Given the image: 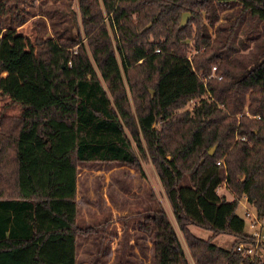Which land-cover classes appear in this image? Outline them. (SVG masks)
<instances>
[{"label":"trees","instance_id":"16d2710c","mask_svg":"<svg viewBox=\"0 0 264 264\" xmlns=\"http://www.w3.org/2000/svg\"><path fill=\"white\" fill-rule=\"evenodd\" d=\"M43 1L70 15L43 13L32 41L0 0V98L22 107L0 111V264H77L80 165L149 160L196 264H264L237 250L255 243L239 198L264 217V0ZM153 226L155 264H190L161 201Z\"/></svg>","mask_w":264,"mask_h":264},{"label":"rangeland","instance_id":"374dc122","mask_svg":"<svg viewBox=\"0 0 264 264\" xmlns=\"http://www.w3.org/2000/svg\"><path fill=\"white\" fill-rule=\"evenodd\" d=\"M7 5L29 17L17 32L32 41L36 36L35 23L42 18L43 13L60 10L66 19L70 15L68 2L53 4L52 1L43 0H7ZM71 9L79 13L76 2ZM8 26L9 16L0 13V27ZM75 33L78 34L79 31L75 30ZM190 44L193 45V42L190 41ZM189 55L191 57L192 52ZM198 103L195 100L187 108L192 110ZM2 110L7 115L20 114V106L10 103L9 98H0V111ZM143 166L144 175L133 167L119 163L80 165L79 220L82 228H91L92 231L79 238L77 264H155L153 212L157 201H161L168 211L187 252L183 235L168 206L152 162H144ZM222 189L221 192L228 191L231 194L227 185ZM238 213L243 216L241 207ZM192 229L202 238H209L212 234L210 230L197 226ZM246 230L250 232L247 224ZM233 241V236L229 234H219L212 238L213 243L225 248H230Z\"/></svg>","mask_w":264,"mask_h":264},{"label":"built area","instance_id":"2783aa9c","mask_svg":"<svg viewBox=\"0 0 264 264\" xmlns=\"http://www.w3.org/2000/svg\"><path fill=\"white\" fill-rule=\"evenodd\" d=\"M160 50H156L159 52ZM217 71V67H213L212 76H215ZM220 79V77H218ZM198 101V99H193V101ZM190 102V103H191ZM245 136H242L241 139H245ZM222 160L217 161L218 164H221ZM226 186V181H223L217 187V191L220 192L223 187ZM244 198L243 203V217L246 221V224L250 228V233L254 236L255 243L254 244H245L241 243L237 246V250L242 253L244 257L254 258L255 256L260 254L259 244L264 242V217H261L257 211L254 209L252 204L249 202V199L246 194L242 196ZM241 200V199H240Z\"/></svg>","mask_w":264,"mask_h":264},{"label":"crops","instance_id":"0c3cea01","mask_svg":"<svg viewBox=\"0 0 264 264\" xmlns=\"http://www.w3.org/2000/svg\"><path fill=\"white\" fill-rule=\"evenodd\" d=\"M18 106H20V105H18ZM22 111V107L20 106V112ZM156 171V170H155ZM157 173V172H156ZM161 182V181H160ZM163 187V186H162ZM223 190V189H222ZM163 191H164V189H163ZM221 192V191H220ZM225 194H226V196L229 198V199H232L233 198V196H234V194L231 192V194L227 191V192H224ZM164 194H165V192H164ZM232 197H231V196ZM166 196V195H165ZM241 199V200H240ZM77 200H78V197H77ZM243 203H244V198H242V197H240L239 198V206L241 207V208H243ZM78 204H79V202H78ZM164 206V205H163ZM168 206H169V208L171 209V207H170V205L168 204ZM165 207V206H164ZM166 209V208H165ZM168 212V211H167ZM171 212H172V210H171ZM169 214V213H168ZM170 216V215H169ZM79 222H80V220H79ZM81 226V225H80ZM154 227V226H153ZM192 227L193 226H191V229H192ZM85 229V228H84ZM193 230V229H192ZM194 231V230H193ZM199 236V235H198ZM80 238V237H79ZM234 238V237H233ZM184 242H185V240H184ZM183 244V243H182ZM185 244H186V242H185ZM184 247V246H183ZM185 249V248H184ZM186 249H187V252H186V250H185V252H186V254H187V257H188V259H189V262H190V264H196L195 263V261H194V259L192 258V256H191V254H190V252H189V249H188V247H187V244H186ZM153 251H154V243H153ZM260 252H261V254L264 256V250H260ZM189 254H190V257H189Z\"/></svg>","mask_w":264,"mask_h":264},{"label":"water","instance_id":"95a60500","mask_svg":"<svg viewBox=\"0 0 264 264\" xmlns=\"http://www.w3.org/2000/svg\"><path fill=\"white\" fill-rule=\"evenodd\" d=\"M190 18H191V16H190L189 13H184V14L182 15V19H181V26H182V27L185 26V25L189 22ZM215 149H216V146L212 147V148L210 149L209 153H210V154H214Z\"/></svg>","mask_w":264,"mask_h":264}]
</instances>
